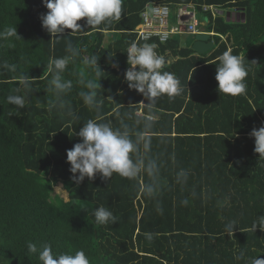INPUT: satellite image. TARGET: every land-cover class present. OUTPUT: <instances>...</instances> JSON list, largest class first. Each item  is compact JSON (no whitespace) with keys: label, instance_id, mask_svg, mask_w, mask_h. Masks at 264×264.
<instances>
[{"label":"trees","instance_id":"16d2710c","mask_svg":"<svg viewBox=\"0 0 264 264\" xmlns=\"http://www.w3.org/2000/svg\"><path fill=\"white\" fill-rule=\"evenodd\" d=\"M152 1L194 4L206 30L225 37H213L210 53L184 46L179 34L152 39L166 61L161 71L173 73L183 89L154 102L124 79L127 48L142 45L135 28ZM205 5L224 12L214 15ZM48 11L43 0H0V264H41L38 253L27 251L29 242L38 249L48 244L54 254L83 250L90 264H252L264 258V229L253 226L264 216V159L250 136L264 127V0H122L119 20L89 27L82 18L83 28L59 37L42 27ZM228 11L245 13V20H228ZM9 28L17 33L7 36ZM69 42L80 55L60 73L71 89L57 95L49 64L71 56ZM229 49L248 71L245 92L237 96L217 90L218 57ZM93 55L99 77L82 62ZM81 73L96 83L99 109L80 96L88 91ZM10 94L25 97L26 106L10 104ZM146 116L152 117L148 129L137 123ZM89 119L121 131L123 121L133 139L143 132L147 139L132 154L144 162L135 177L103 180L97 173L72 181L66 153L81 142L77 133ZM59 184L68 200L56 193ZM101 206L116 223L95 221Z\"/></svg>","mask_w":264,"mask_h":264},{"label":"clouds","instance_id":"9594fccd","mask_svg":"<svg viewBox=\"0 0 264 264\" xmlns=\"http://www.w3.org/2000/svg\"><path fill=\"white\" fill-rule=\"evenodd\" d=\"M43 2L49 11L41 17L42 27L53 37L63 35L66 29L77 31L83 28L78 23L82 18H87L86 23L89 27H96L104 22L110 23L112 20H119L122 11V0H43ZM239 15L242 14L237 11H228L226 16L228 20H233L234 16L236 20V16ZM203 30L202 34H208L209 40L214 42V36L219 35L225 38L223 34L217 33L215 30L207 31L205 27ZM209 32H213V34ZM16 33L17 29L15 28L6 30L7 36H13ZM155 47V45L150 44L138 46L137 43L133 42L126 51L129 68L124 74V79L129 89L143 94L146 100L150 102H154L156 98L164 94L172 98L183 91L180 87V81L173 73L161 71L166 61L162 55L157 54ZM67 51L71 53V56L56 58L49 64L53 70V78L50 84L54 87L57 95L71 89L72 82L70 80L62 81L60 73L63 72L73 57L80 55L79 50L74 48L71 42L67 45ZM218 61L215 77L218 82V92L231 96L244 93L246 88L244 80L248 71L244 66L243 58L233 55L229 49L218 57ZM82 62L92 69L97 77L100 76L102 69L95 55L91 58L83 57ZM81 77L80 83L88 91H81L80 96L90 108L99 109L103 101H96V83L92 79H84L83 73H81ZM7 101L18 109L26 106L25 97L21 95L10 94ZM140 120H143L144 129L151 127V116L139 118L137 123H140ZM121 123L123 131L114 129L110 123H100L94 119H89L79 129L77 135L82 138L81 142L75 143L73 148L68 149L66 153L67 162L70 163L69 170L73 174L71 179L74 183L80 184L85 178L94 179L97 173L103 180H108L114 174L133 178L142 170L144 162L142 160L134 161L132 154L137 150L140 142L146 141L147 138L143 132H137L135 139H133L129 125L124 124L123 121ZM250 136L255 138L254 151L259 154L261 159H264V127L253 128ZM154 168V162L147 165L149 173ZM147 191L151 193L152 187H147ZM93 215L98 224H107L109 221L113 224L117 222L113 212L103 206L96 208ZM253 226L264 229V216H261L258 224ZM148 239H151V235H148ZM27 251L38 253L41 264H90L83 250L75 253L54 254L48 244H44L38 249L35 243L29 242ZM252 264H264V258H256Z\"/></svg>","mask_w":264,"mask_h":264},{"label":"built area","instance_id":"2783aa9c","mask_svg":"<svg viewBox=\"0 0 264 264\" xmlns=\"http://www.w3.org/2000/svg\"><path fill=\"white\" fill-rule=\"evenodd\" d=\"M204 9H210L214 15L223 14L224 9L216 5H205ZM174 11V18L172 12ZM142 21L136 26L137 41L142 45H154L152 39L166 42L174 35L203 33L201 21L197 16V8L194 4H172L159 1L147 3L141 12ZM213 34V32H209ZM137 43V42H136ZM138 45V44H137ZM140 45V46H142ZM139 46V45H138ZM155 51L160 55L155 47Z\"/></svg>","mask_w":264,"mask_h":264},{"label":"water","instance_id":"95a60500","mask_svg":"<svg viewBox=\"0 0 264 264\" xmlns=\"http://www.w3.org/2000/svg\"><path fill=\"white\" fill-rule=\"evenodd\" d=\"M233 20H235V17L233 16ZM245 20V13H242V15L238 16V21ZM210 36L208 34H197L194 44H193V49L200 52V53H206L209 50H211L215 42L213 40H209Z\"/></svg>","mask_w":264,"mask_h":264},{"label":"rangeland","instance_id":"374dc122","mask_svg":"<svg viewBox=\"0 0 264 264\" xmlns=\"http://www.w3.org/2000/svg\"><path fill=\"white\" fill-rule=\"evenodd\" d=\"M174 11L172 12V18L174 17ZM200 15V14H199ZM201 28L203 29L204 27L201 26ZM180 39L182 40V44L184 46H188V47H192L193 44H194V41H195V38L196 36L195 35H192V34H189V35H182V36H179ZM108 42V41H107ZM210 51V50H209ZM207 52V53H210V52ZM55 191L56 193H61L67 200H68V194L66 191H64V189L62 188V184H59L55 187Z\"/></svg>","mask_w":264,"mask_h":264},{"label":"crops","instance_id":"0c3cea01","mask_svg":"<svg viewBox=\"0 0 264 264\" xmlns=\"http://www.w3.org/2000/svg\"><path fill=\"white\" fill-rule=\"evenodd\" d=\"M174 18V17H173ZM183 35H189V34H183ZM180 36H182V35H180ZM181 42H182V40H181ZM193 48V47H192Z\"/></svg>","mask_w":264,"mask_h":264}]
</instances>
